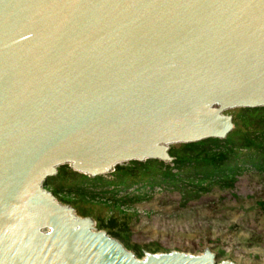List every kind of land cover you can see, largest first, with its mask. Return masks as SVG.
Wrapping results in <instances>:
<instances>
[{"label": "water", "instance_id": "obj_1", "mask_svg": "<svg viewBox=\"0 0 264 264\" xmlns=\"http://www.w3.org/2000/svg\"><path fill=\"white\" fill-rule=\"evenodd\" d=\"M238 108H264V0H0V264H237L139 258L46 187L170 163Z\"/></svg>", "mask_w": 264, "mask_h": 264}, {"label": "trees", "instance_id": "obj_2", "mask_svg": "<svg viewBox=\"0 0 264 264\" xmlns=\"http://www.w3.org/2000/svg\"><path fill=\"white\" fill-rule=\"evenodd\" d=\"M229 113L233 115L234 128L225 138L172 145L169 154L173 160L170 163L146 160L116 165L111 179L100 176L89 178L71 170L67 165H61L57 168V174L47 179L46 188L61 203L72 205L80 216H89V209L79 205L80 201L87 203L103 196L111 208H118L120 204L130 206L144 195L138 192L140 189L148 187L152 190L158 187L180 193L185 203L199 198L211 185L230 187L234 176L247 169L264 176V108H238ZM127 189H133V194L124 193L116 197ZM260 205L263 206L264 202L256 204L257 207ZM249 209L246 207L245 211ZM123 215V218L114 214L108 217L96 216V227L106 230L127 249L132 248L140 258L144 251L141 246L129 244L130 217ZM247 215L250 214H243L239 218H248ZM159 249L157 244L148 246L146 251L157 252ZM209 249L214 251L212 247ZM214 254L216 260L223 255L218 250Z\"/></svg>", "mask_w": 264, "mask_h": 264}, {"label": "rangeland", "instance_id": "obj_3", "mask_svg": "<svg viewBox=\"0 0 264 264\" xmlns=\"http://www.w3.org/2000/svg\"><path fill=\"white\" fill-rule=\"evenodd\" d=\"M111 173L105 177L111 179ZM234 177L230 187L211 185L199 198L185 203L176 191L143 187L138 192L144 195L130 206L120 204L111 208L103 196L87 203L80 201L79 205L87 207L93 219L99 215H128L129 244L141 246L143 251L157 244V252L176 250L193 254L212 247L213 253L218 250L223 254L217 262L264 264V205L256 206L264 202V176L247 169ZM132 192L133 189H127L116 197ZM246 207L250 209L245 211ZM243 214L250 215L239 218Z\"/></svg>", "mask_w": 264, "mask_h": 264}]
</instances>
